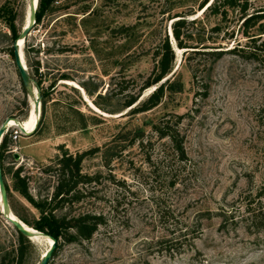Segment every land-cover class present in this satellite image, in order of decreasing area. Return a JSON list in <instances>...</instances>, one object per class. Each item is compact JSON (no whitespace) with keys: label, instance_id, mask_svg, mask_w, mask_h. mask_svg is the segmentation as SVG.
Listing matches in <instances>:
<instances>
[{"label":"rangeland","instance_id":"obj_1","mask_svg":"<svg viewBox=\"0 0 264 264\" xmlns=\"http://www.w3.org/2000/svg\"><path fill=\"white\" fill-rule=\"evenodd\" d=\"M201 1L55 0L31 22L23 51L32 84L39 87V123L16 138L15 126L4 133L10 207L32 227L45 214L41 204H47L56 183L52 168L60 154L97 146L81 162L83 172L98 174L97 181L79 183L71 206L55 214H106L89 240L62 242L47 264H264V229L250 228L245 218L246 201L264 205L263 127L256 114L264 102V65L229 49L247 43L248 35L256 42L264 39V18L244 31V14L237 7L223 17L198 10ZM248 2L247 13L264 6V0ZM184 12L187 21L198 16L187 24V42L226 49L219 57L175 50L168 33L171 16ZM29 14L30 0H0V124L8 116L27 121L37 108L31 103L37 91L23 88L10 53L12 26L20 32ZM165 33L174 48L169 73L174 72L160 102L134 112L125 99L155 74V50ZM153 87L143 88L140 97ZM172 112L183 113L193 173L165 193L173 209L168 219L174 225L168 226L149 197L143 198L150 192L141 178L149 169L145 155L152 148V154L159 153L163 140L152 124ZM140 138L152 141L142 146ZM17 166L26 178L27 196L16 188ZM173 226L186 237L160 242ZM46 245L33 237L20 240L0 209V260L38 264Z\"/></svg>","mask_w":264,"mask_h":264},{"label":"trees","instance_id":"obj_2","mask_svg":"<svg viewBox=\"0 0 264 264\" xmlns=\"http://www.w3.org/2000/svg\"><path fill=\"white\" fill-rule=\"evenodd\" d=\"M55 0H38V6L35 11V20H40L42 14L49 8ZM249 0H202L199 4V9L202 11L209 10L212 13L221 14L226 16L228 10L231 7H237L239 11L244 14L243 22L244 28L253 25L258 19L264 18V6L262 9L247 13L249 8ZM187 13H175L171 16L173 18L170 22L171 32L178 48H185V50L192 51L194 53L205 52L217 58L220 54L226 50L205 44L202 42L190 43L187 42L186 35L190 33L187 26L188 22H193L198 16L193 17L187 21L184 16ZM14 31L13 40L19 36V32L15 33V27L12 26ZM247 43L237 42L233 47L229 48L234 51L246 52L247 54L255 57L264 65V39L256 42V36L248 35ZM12 40V42H13ZM252 41V44L249 43ZM187 48V49H186ZM190 48V49H189ZM176 50V49H175ZM10 53L14 57L13 47L10 48ZM155 55L157 56V62L155 65V74L151 78H146L139 90L130 93L125 99V106H131L134 112H140L148 110L157 105L165 91L166 82L170 78L167 77L163 81L161 79L168 75L173 67L174 61V48L171 38L167 33L160 39L159 44L156 47ZM193 75L196 77V70L194 68ZM23 84V83H22ZM205 85V84H204ZM148 86H154L153 89L145 96L140 97L143 88ZM25 89V86L23 85ZM125 86H121L119 91H122ZM203 94L207 93L206 86H204ZM256 114L258 121L263 127L262 135V164H263V176L262 184L264 185V102L261 103ZM183 113H167L163 114L159 119L153 122L152 127L156 133L158 139H163L161 142L160 152L152 154L154 148L145 155L146 161L149 163V169L143 174L141 181L144 183L150 192L148 198L152 202L155 212L158 217L164 221H167L168 215L173 213L171 204L168 203V195L165 194L169 190L176 188L178 184L183 183L185 178L193 173V166L191 159L187 153L184 139L185 132L182 128ZM39 123V122H38ZM152 139L140 138L139 143L144 146L145 142L151 143ZM7 136L4 134L0 141V161L4 175V151L7 149ZM97 149L96 147H90L88 149L78 151L76 153L63 151L57 158L52 170L57 175L56 183L51 193L45 197L47 204H41L45 214L42 215L41 220H35L33 227L39 230H44L54 236L57 239L58 247L62 242L67 241H82L89 240L93 233L99 228L101 224L106 222V214L103 210H90L86 212H78L77 214H70L69 210L62 211L59 214H55L56 209H62L63 207L71 206L72 199L74 197V191L79 183H92L97 181L98 174H88L82 171L81 162L86 154L93 153ZM21 166L13 172V176L16 182V188L24 195L27 196L28 184L24 175L20 173ZM5 186L7 193H9V186L4 176ZM134 193V191L132 190ZM246 217L250 220L251 227L256 230L264 229V205L254 204L253 200L246 201ZM26 223L29 222L26 218L22 217ZM28 224V223H27ZM174 225L173 222H169L168 226ZM18 230V229H17ZM175 226L171 228L170 235L159 240L165 243H176L182 238L180 237L184 233H176ZM18 237L20 240L27 236L18 230ZM60 239V241H59ZM56 249V248H55ZM55 249L53 253L55 252ZM52 253V254H53ZM0 264H13V262L6 261L5 258L0 260ZM16 264H20L19 261Z\"/></svg>","mask_w":264,"mask_h":264},{"label":"water","instance_id":"obj_3","mask_svg":"<svg viewBox=\"0 0 264 264\" xmlns=\"http://www.w3.org/2000/svg\"><path fill=\"white\" fill-rule=\"evenodd\" d=\"M31 12H30V19L31 22H33V20L35 19V11L38 5V0H31ZM31 24V23H30ZM30 24L24 25L21 29V31L19 32V36L15 37L12 43V47H13V53H14V61L15 64L18 68L21 80L23 85L31 91H34L36 89L37 91V96L34 98V102L35 105L37 106V109L39 107V87L38 85L33 86L32 84V79L29 75V72L27 70V68L25 67L23 61H22V57L20 54V46H19V42L18 39L19 37L25 38V36L29 33L30 30ZM170 35V32H168ZM171 37V36H170ZM174 71H172L171 73H169L167 76H165V78L169 77ZM165 78L161 79V81H163ZM10 116L6 117L2 123L0 124V141L5 133V131L7 130L8 127V122L10 120ZM17 123L19 124V126L21 125L20 120L17 118ZM21 130H24V127L20 126ZM14 156L18 157L19 154L17 152H14ZM0 199H1V212L4 215L5 219L10 222L11 224H13L15 226L16 229H18L21 233H23L24 235H26L28 238H32V235H35V233H41L44 235L49 236L52 239V242L49 244L48 248L44 251V253H41L40 255V259L38 264H47L49 259L52 256V253L54 251V249L57 246V239L49 234L44 233L43 231L34 228L33 226L31 227L30 225H28L24 220H22L19 216H17L11 209L10 207V203H9V199H8V193H7V189L5 186V180H4V175H3V170H2V166H1V161H0ZM34 231H38V232H34Z\"/></svg>","mask_w":264,"mask_h":264},{"label":"bare ground","instance_id":"obj_4","mask_svg":"<svg viewBox=\"0 0 264 264\" xmlns=\"http://www.w3.org/2000/svg\"><path fill=\"white\" fill-rule=\"evenodd\" d=\"M35 2V0H34ZM31 0H30V12H31ZM29 13V12H28ZM26 21V20H25ZM31 23V19H30V14H29V18L27 19L25 25L27 24H30ZM169 32H170V36H171V30H170V26H169ZM173 36V35H172ZM174 39V38H173ZM175 41V40H174ZM18 42H19V46H20V54H21V57H22V61L25 65V67H27L26 65V62H25V57H24V49H23V46H24V42H25V38H22V37H19L18 39ZM177 46V45H176ZM176 50H181L180 48L176 49ZM172 76V75H171ZM36 92V91H35ZM31 103H32V108H35V102L33 100V98L31 99ZM92 106V105H91ZM37 107V106H36ZM95 108V107H94ZM97 108V106H96ZM99 108H97L96 110H98ZM39 112H40V108L38 107V109L36 108V111L32 112L33 113V116L31 115L30 119L27 120V121H22V119H19L20 120V126L24 127V130H21L20 129V126L19 124L17 123V118H10L9 122H8V127L10 126H15L21 133H30L32 131H34L37 127V123H38V118H39ZM103 114V113H102ZM28 135V134H27ZM0 209H1V199H0ZM34 232H38V231H34ZM33 238H35L37 241H44L47 243L46 247H45V250L48 248L49 244L52 242V239L47 236V235H44V234H41V233H35V235H32ZM44 250V251H45ZM44 253V252H43Z\"/></svg>","mask_w":264,"mask_h":264},{"label":"built area","instance_id":"obj_5","mask_svg":"<svg viewBox=\"0 0 264 264\" xmlns=\"http://www.w3.org/2000/svg\"><path fill=\"white\" fill-rule=\"evenodd\" d=\"M19 135H20V131L18 129H14V131H13V137L16 138Z\"/></svg>","mask_w":264,"mask_h":264}]
</instances>
